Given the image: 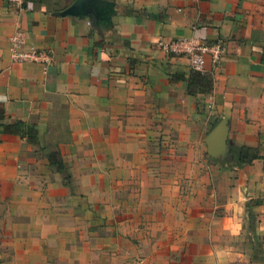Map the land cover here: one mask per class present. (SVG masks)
<instances>
[{
  "label": "crops",
  "instance_id": "obj_1",
  "mask_svg": "<svg viewBox=\"0 0 264 264\" xmlns=\"http://www.w3.org/2000/svg\"><path fill=\"white\" fill-rule=\"evenodd\" d=\"M75 1L0 0V264H264V0Z\"/></svg>",
  "mask_w": 264,
  "mask_h": 264
},
{
  "label": "built area",
  "instance_id": "obj_2",
  "mask_svg": "<svg viewBox=\"0 0 264 264\" xmlns=\"http://www.w3.org/2000/svg\"><path fill=\"white\" fill-rule=\"evenodd\" d=\"M23 0H7L19 6ZM161 50L174 54L184 55L192 70L203 71L205 55H209L212 62L218 59L219 49L215 44L201 42L194 37H176L167 42H158ZM7 49L9 58L13 62H36L42 66L49 63L50 53L48 50L36 48L32 44H26L24 32L15 29L7 36Z\"/></svg>",
  "mask_w": 264,
  "mask_h": 264
},
{
  "label": "water",
  "instance_id": "obj_3",
  "mask_svg": "<svg viewBox=\"0 0 264 264\" xmlns=\"http://www.w3.org/2000/svg\"><path fill=\"white\" fill-rule=\"evenodd\" d=\"M84 0H76L71 9L76 10L81 7ZM225 120H220L206 135L204 141L207 153L211 156L221 155L225 150Z\"/></svg>",
  "mask_w": 264,
  "mask_h": 264
},
{
  "label": "trees",
  "instance_id": "obj_4",
  "mask_svg": "<svg viewBox=\"0 0 264 264\" xmlns=\"http://www.w3.org/2000/svg\"><path fill=\"white\" fill-rule=\"evenodd\" d=\"M195 79H201L200 84H202L203 86H205V88H207L209 83H208V80L206 79V77L203 74L201 75V73L199 71L193 70V73L191 74L189 79H187V87H188L187 90L189 92H192L191 85L193 84ZM3 128L6 129L7 126L4 125ZM248 154H249V150L248 149H244V148L240 149L238 154H237V156H236V158H235V162L237 164L245 163V162H249L251 158L257 157V155L254 153L253 156H251L252 154H250L249 156L251 158H249ZM245 155H247V158H246Z\"/></svg>",
  "mask_w": 264,
  "mask_h": 264
}]
</instances>
